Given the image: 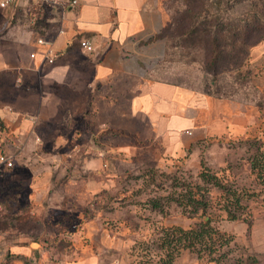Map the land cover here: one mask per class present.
<instances>
[{
    "label": "rangeland",
    "instance_id": "obj_1",
    "mask_svg": "<svg viewBox=\"0 0 264 264\" xmlns=\"http://www.w3.org/2000/svg\"><path fill=\"white\" fill-rule=\"evenodd\" d=\"M249 3L238 5L233 14L242 15ZM170 4L166 0V18ZM249 67L251 81L236 87L232 97L248 116L244 132L204 138L176 159L163 157L160 147L131 133H95L86 119L78 120L83 132L65 131L72 141L53 142L48 138L54 136L44 133L41 146L25 149V160L13 158L14 167L0 171V264H158V250L153 246L144 255L138 242L153 238L161 226L186 228L209 215L233 237L225 264H239V257L243 264H264V186L250 167L254 146L264 149V59ZM156 76L192 89L205 84L200 64L179 48L167 49ZM217 83L230 87L233 82L226 76ZM12 135L2 137L1 145H8L1 149L21 158ZM203 167L247 191L239 219H226L215 203L204 214H187L172 200L189 187H210L201 180ZM91 182L96 194H90ZM210 194L215 200L218 189L211 187ZM151 199L162 212L150 207ZM173 264L214 263L184 249Z\"/></svg>",
    "mask_w": 264,
    "mask_h": 264
},
{
    "label": "crops",
    "instance_id": "obj_2",
    "mask_svg": "<svg viewBox=\"0 0 264 264\" xmlns=\"http://www.w3.org/2000/svg\"><path fill=\"white\" fill-rule=\"evenodd\" d=\"M164 1L77 0L59 7L14 0L0 7V149L8 145L2 137L13 134L21 158L11 156L25 160V149L41 146L44 133L53 142L72 141L65 131L83 132L80 119L95 133H131L169 159L204 138L241 135L249 122L241 102L156 76L166 50L159 35ZM80 38L93 43L91 52L81 49ZM44 52L57 54L52 63ZM263 59L264 39L251 49V67ZM89 191L96 194V183Z\"/></svg>",
    "mask_w": 264,
    "mask_h": 264
},
{
    "label": "trees",
    "instance_id": "obj_3",
    "mask_svg": "<svg viewBox=\"0 0 264 264\" xmlns=\"http://www.w3.org/2000/svg\"><path fill=\"white\" fill-rule=\"evenodd\" d=\"M171 1L172 5L168 8L171 15L165 17L159 33L166 39L165 53L170 47L179 48L183 56L200 64L205 79L201 90L205 94L232 98L237 92L236 87L250 82L252 78L250 52L253 46L264 39V0H249V6L242 15L233 13L238 5L248 0ZM165 3L166 0L164 12ZM226 76L233 82L230 87H226L227 83H217ZM260 146H254L250 167L264 186V149ZM200 177L210 187L195 185L189 187L186 193H178L174 199L171 197L182 207V212L204 214L215 203L217 209L225 213L226 219H239L243 201L249 197L247 191L222 181L204 167ZM211 187L217 188L219 192L215 200L210 194ZM148 202L152 209L163 211L155 199ZM243 220L246 222V219ZM232 242L233 237L220 230L209 215L206 220L186 228L179 225L161 226L153 238L138 242L137 248L148 255L154 246L158 250V264H173L184 249L194 252L198 259L225 264L229 259ZM241 260L239 257L237 263L243 264Z\"/></svg>",
    "mask_w": 264,
    "mask_h": 264
},
{
    "label": "built area",
    "instance_id": "obj_4",
    "mask_svg": "<svg viewBox=\"0 0 264 264\" xmlns=\"http://www.w3.org/2000/svg\"><path fill=\"white\" fill-rule=\"evenodd\" d=\"M14 0H0V7L6 8L8 7ZM39 3L46 4V5H52V6H74L77 4V0H36ZM38 44H43L44 40L43 38H38L37 40ZM79 45L82 50L85 52H91L93 50V43L87 39V38H80L79 39ZM55 52H44V58L47 62L52 63L56 57ZM35 53H30V57H34ZM15 162L13 157L6 153L5 151L0 149V171L1 170H10L14 167Z\"/></svg>",
    "mask_w": 264,
    "mask_h": 264
},
{
    "label": "water",
    "instance_id": "obj_5",
    "mask_svg": "<svg viewBox=\"0 0 264 264\" xmlns=\"http://www.w3.org/2000/svg\"><path fill=\"white\" fill-rule=\"evenodd\" d=\"M32 245H33V246H35V245H36V243H32Z\"/></svg>",
    "mask_w": 264,
    "mask_h": 264
}]
</instances>
